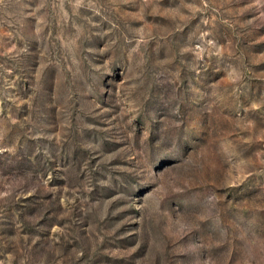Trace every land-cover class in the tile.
Returning a JSON list of instances; mask_svg holds the SVG:
<instances>
[{
  "label": "rangeland",
  "instance_id": "obj_1",
  "mask_svg": "<svg viewBox=\"0 0 264 264\" xmlns=\"http://www.w3.org/2000/svg\"><path fill=\"white\" fill-rule=\"evenodd\" d=\"M0 264H264V0H0Z\"/></svg>",
  "mask_w": 264,
  "mask_h": 264
}]
</instances>
